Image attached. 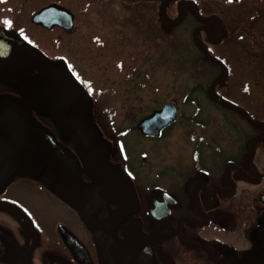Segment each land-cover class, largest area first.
<instances>
[{
	"label": "flooded vegetation",
	"instance_id": "obj_1",
	"mask_svg": "<svg viewBox=\"0 0 264 264\" xmlns=\"http://www.w3.org/2000/svg\"><path fill=\"white\" fill-rule=\"evenodd\" d=\"M244 2L95 0L66 7L71 29L30 20L55 35L45 45L0 20L22 47L0 76V264H264V65L249 103L208 96L238 123L217 136L196 97L178 129L180 102L156 81L165 39L180 28L193 59L219 71L210 86L234 73L214 48L245 39ZM172 104L176 121L159 137L139 129Z\"/></svg>",
	"mask_w": 264,
	"mask_h": 264
},
{
	"label": "rangeland",
	"instance_id": "obj_2",
	"mask_svg": "<svg viewBox=\"0 0 264 264\" xmlns=\"http://www.w3.org/2000/svg\"><path fill=\"white\" fill-rule=\"evenodd\" d=\"M93 2L95 0H0V20L3 17L15 18L18 26L26 28V34L30 39L40 45H45L55 35L32 27L30 20L36 12L52 3L78 11L83 6L86 7L88 3H91L92 7L95 6V4H92ZM241 8V16L244 17L245 22L251 21L252 25L249 30L244 29L240 32L245 39L237 43L234 40L236 37H234L226 44L214 48L219 56L227 57L234 69V73H230L231 76L224 70L220 79L225 78L226 81H223L222 84L209 85L219 75V71L209 64L204 65L201 63L202 61L197 62L198 60L193 59V56L197 58V51L191 46V40L184 33L183 28L176 31L177 41H174L173 37L165 39L163 62L156 81L163 83L165 86L167 101L178 100L180 102V111L183 115L180 118L181 125L178 126V129L184 130L187 128L185 126V114L197 111L193 105H186L188 102L186 98L188 97L198 98L206 107H203L204 117H208L213 121L209 123L207 133L217 136L221 134V128L232 130L237 127L238 123L234 121L236 120L234 117L224 118L220 111H217L214 105L210 103L207 96L210 87L211 98L215 102L227 104V107H229L228 104L230 105L233 102L231 98H246L245 103H249L247 99L250 97L257 98V67L264 65V51H262L264 50V0H245ZM256 9L257 41L253 37V30H251L254 17H256ZM82 15V17L92 16L90 13ZM241 49L249 50L247 51V53L249 52L248 55L240 57L238 51ZM217 61L220 63L222 60L217 58ZM226 83H230V86L226 87ZM223 89L226 90L224 94L220 93ZM138 96H145V94L140 92Z\"/></svg>",
	"mask_w": 264,
	"mask_h": 264
},
{
	"label": "water",
	"instance_id": "obj_3",
	"mask_svg": "<svg viewBox=\"0 0 264 264\" xmlns=\"http://www.w3.org/2000/svg\"><path fill=\"white\" fill-rule=\"evenodd\" d=\"M73 17V13L67 8L61 5L53 4L34 14L32 22L49 30L55 27L71 29L73 25ZM21 48V44L15 43V41L9 38L0 27V76L6 77L10 74L11 67L14 64L16 57L15 52L17 49ZM201 49L205 52L203 48ZM205 54L209 57L207 52H205ZM212 60L214 62L217 61L214 59ZM223 81H225V78L215 81V83L211 86H215L217 83L222 84ZM210 90L211 87L209 88L208 95L209 97H212ZM177 114L178 111L175 105H166L161 111L156 112L151 117L143 120L139 125V129L146 135L159 137L160 129L168 127L174 123L176 121ZM36 137L45 147L50 145V139L42 131H36Z\"/></svg>",
	"mask_w": 264,
	"mask_h": 264
},
{
	"label": "trees",
	"instance_id": "obj_4",
	"mask_svg": "<svg viewBox=\"0 0 264 264\" xmlns=\"http://www.w3.org/2000/svg\"><path fill=\"white\" fill-rule=\"evenodd\" d=\"M207 96H209L208 93H207Z\"/></svg>",
	"mask_w": 264,
	"mask_h": 264
}]
</instances>
